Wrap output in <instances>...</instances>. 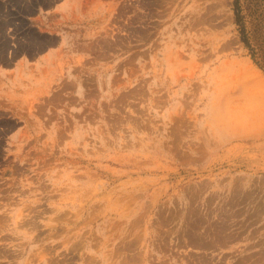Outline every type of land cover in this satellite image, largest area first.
Instances as JSON below:
<instances>
[{
    "label": "rangeland",
    "instance_id": "374dc122",
    "mask_svg": "<svg viewBox=\"0 0 264 264\" xmlns=\"http://www.w3.org/2000/svg\"><path fill=\"white\" fill-rule=\"evenodd\" d=\"M45 1L0 0V264H264V0Z\"/></svg>",
    "mask_w": 264,
    "mask_h": 264
},
{
    "label": "trees",
    "instance_id": "16d2710c",
    "mask_svg": "<svg viewBox=\"0 0 264 264\" xmlns=\"http://www.w3.org/2000/svg\"><path fill=\"white\" fill-rule=\"evenodd\" d=\"M235 11H236V19L238 24H240L242 26V19H241V15H240V6H239V0H235ZM244 43H246V45H248L247 40H245L244 38Z\"/></svg>",
    "mask_w": 264,
    "mask_h": 264
},
{
    "label": "water",
    "instance_id": "95a60500",
    "mask_svg": "<svg viewBox=\"0 0 264 264\" xmlns=\"http://www.w3.org/2000/svg\"><path fill=\"white\" fill-rule=\"evenodd\" d=\"M57 4V0H48V1H45V3H43V8L44 10H51L53 8H55Z\"/></svg>",
    "mask_w": 264,
    "mask_h": 264
}]
</instances>
